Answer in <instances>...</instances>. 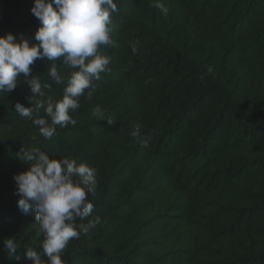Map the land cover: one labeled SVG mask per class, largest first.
Listing matches in <instances>:
<instances>
[{
    "label": "trees",
    "instance_id": "obj_1",
    "mask_svg": "<svg viewBox=\"0 0 264 264\" xmlns=\"http://www.w3.org/2000/svg\"><path fill=\"white\" fill-rule=\"evenodd\" d=\"M161 2L167 16L154 0H114L115 46L98 49L110 70L70 111L75 125L44 138L33 123L45 117L36 104L60 100L75 70L62 60L59 84L49 61L30 66L51 84L44 96L32 97L22 74L11 93L0 91V264H29L24 250L42 251L12 177L27 167L17 153L33 148L96 170L93 213L76 224L99 222L69 240L64 264H264V0ZM32 3L0 0V36L35 42ZM96 106L115 122L98 121ZM137 124L152 135L147 147L131 134ZM8 237L19 261L3 250Z\"/></svg>",
    "mask_w": 264,
    "mask_h": 264
},
{
    "label": "clouds",
    "instance_id": "obj_2",
    "mask_svg": "<svg viewBox=\"0 0 264 264\" xmlns=\"http://www.w3.org/2000/svg\"><path fill=\"white\" fill-rule=\"evenodd\" d=\"M153 6L167 16L169 8L161 0H154ZM114 0H33L31 14L40 22L34 33V40L22 38L16 40L10 32L0 36V91L11 93L18 85L21 74L30 88L32 97L44 96V88L51 84H42L40 77L31 75L30 66L36 60H47L51 67L47 70L50 79L59 84L62 77L57 71L56 61H61L71 69L63 96L55 102L36 104L43 108L45 117L33 120L39 126L44 138L56 133V126L75 125L70 111L78 110L79 98L88 91L91 99L93 81L101 79L100 74L109 71L111 58L100 55L102 45L115 46L111 39L112 13L117 12ZM137 42L130 44L133 54L137 52ZM211 71V69H209ZM15 111L22 117H31L33 107H25L17 102ZM98 120L108 125L115 121L105 116L96 106L92 112ZM137 142L147 147L151 134L142 135L141 126H134L131 133ZM18 159L27 165L26 169L13 176L14 194L18 197L16 206L23 214H32L39 224L44 239L42 251L33 248L24 250L29 264H64L61 253L69 240L78 239L81 233H87L99 222V217L87 224H76L93 213L94 205L88 201V194L97 187L96 170L85 163L77 165L70 158H51L38 148L21 149ZM3 250L10 258L19 261L18 245L14 237L2 240ZM47 258L46 260L44 258Z\"/></svg>",
    "mask_w": 264,
    "mask_h": 264
},
{
    "label": "rangeland",
    "instance_id": "obj_3",
    "mask_svg": "<svg viewBox=\"0 0 264 264\" xmlns=\"http://www.w3.org/2000/svg\"><path fill=\"white\" fill-rule=\"evenodd\" d=\"M26 168H18L14 173H12V177L15 175V174H18L22 171H24ZM34 234L36 236L38 235H43V233L41 232V229H40V226L39 225H34Z\"/></svg>",
    "mask_w": 264,
    "mask_h": 264
}]
</instances>
